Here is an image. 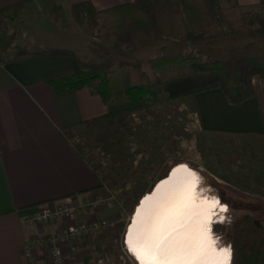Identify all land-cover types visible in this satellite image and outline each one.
<instances>
[{"label":"crops","instance_id":"0c3cea01","mask_svg":"<svg viewBox=\"0 0 264 264\" xmlns=\"http://www.w3.org/2000/svg\"><path fill=\"white\" fill-rule=\"evenodd\" d=\"M19 1L0 0V19L4 7ZM75 1L78 0H60L62 19L68 18L70 23L59 26V31L61 34L82 32L86 36V32L71 23L69 8ZM88 1L99 10L133 0ZM46 2L45 7L49 4L50 8H47L51 9V3ZM239 2L253 4L264 3V0ZM33 13L31 1L16 13L18 20L24 19L21 26L14 29V25H7L0 31V264H27L26 247L30 243L40 261L46 264L43 246L32 242L37 237L56 232L63 219L33 221L45 204L74 202L77 205L75 221L105 216L114 211L116 205L111 200L100 207V198H104L108 191L78 139L86 137L90 128L99 126L100 120L94 118L136 105L130 100L104 104L99 95L87 88L54 90L49 79L75 73L77 59L83 63L90 55L83 44L74 50L76 43L70 39L72 37L64 35L56 41L58 34L41 36V31L32 24L36 20ZM52 13L50 11L48 20L37 21L38 24L44 22V29L50 33L53 31L50 26L58 31L56 23H51ZM47 50L63 54L44 53ZM23 54L28 55L20 57ZM105 62L106 54L100 47V70ZM218 84V74L210 70L166 80L160 89L166 97L182 96L187 102L189 100L196 115L197 144L206 148L208 156L212 153V159L226 146L230 151L242 149L248 157H259L260 152H264L261 79L252 77L254 96L239 104L229 103ZM128 143L130 145L132 140ZM133 152L139 155L138 151ZM136 155L130 159L134 166L131 175L141 178L143 174L147 175L151 164H133V161L142 159ZM149 159L151 162L158 160L153 156ZM175 159L167 156L160 159L163 164L154 169L155 175L167 162ZM152 175L150 173L143 183L141 179L134 182L137 186L149 188ZM143 187L139 189L142 194L147 191ZM95 203H99L96 208Z\"/></svg>","mask_w":264,"mask_h":264},{"label":"trees","instance_id":"16d2710c","mask_svg":"<svg viewBox=\"0 0 264 264\" xmlns=\"http://www.w3.org/2000/svg\"><path fill=\"white\" fill-rule=\"evenodd\" d=\"M29 1L20 0L1 10L0 31ZM49 1L52 8L60 10V0ZM70 12L98 39L107 62L102 70L95 71L84 68L77 59L75 73L48 80L56 91L87 88L104 104L124 100L138 103L145 97L156 100L166 80L211 70L218 74V85L231 104L254 96V76L261 79L264 94V3L133 0L98 10L90 1L78 0L70 5ZM44 53L63 54L56 50ZM121 113H107L94 120H111ZM260 208L264 205L245 209ZM262 219L264 214L248 212L235 222L231 237L227 236L232 254L240 250L246 257L242 264L264 261H258L264 253ZM251 242L252 249L245 254V245Z\"/></svg>","mask_w":264,"mask_h":264},{"label":"rangeland","instance_id":"374dc122","mask_svg":"<svg viewBox=\"0 0 264 264\" xmlns=\"http://www.w3.org/2000/svg\"><path fill=\"white\" fill-rule=\"evenodd\" d=\"M31 1L35 13L33 15L36 16V20L32 23L28 18L30 21L28 24H35L37 30L41 31L39 32L41 36L58 34L56 41H60V38L64 35L67 38L72 37L70 39L76 43L74 50L79 49V46L82 47L83 44L88 50L90 58L87 59L88 61L81 62V65L87 69L100 71L99 41L93 33H90L76 22L70 12V8L71 23L88 35L84 36L82 32L79 34L63 32L61 34L59 26L62 27L70 23L68 18L66 20L62 19V8L60 7V10H55L51 6L52 10H48L50 5L47 4L45 7L46 0H30L29 2ZM48 2L50 3L49 0ZM50 11L54 15L53 17L51 16L53 18V21L51 20L52 25L56 23L55 26H58V31L50 26V29L53 30L52 33L44 29V26H46L42 25L45 24L44 22L38 24L42 19H49ZM16 16L18 15L16 14ZM16 16L10 24L14 25V29L24 23V19L22 21L18 20ZM54 17H57V19ZM66 40L68 41V39ZM93 41L94 43L92 44ZM135 106L139 107L136 108ZM127 109L132 110L125 112ZM119 111L123 113L113 117L111 120H100L98 127L95 128L94 126L93 129L90 128V131L86 132V137L78 139L79 143L82 142L81 145L84 151L86 148L88 160L101 175L108 191L104 198H100V207L106 202H110L109 200L116 207L108 215L95 216L89 219H106L109 225L101 227L94 234L81 236L72 243L69 242L62 245L66 264H137L126 251L122 237L128 217L138 197L142 194V190L139 189L143 186H137L134 181L141 179L143 183L144 179H148L149 174L152 173L153 175L150 177L151 180L149 182L152 184L165 169H168L175 162L187 163L196 171L201 183L200 193L205 192L208 195L218 196L220 201H223L227 205V211L224 212L223 216H220L221 223L214 226V233L219 237L218 241L220 244L230 245V239L227 236L231 237L234 224L241 216L252 211L264 214V208L245 209L247 206L256 207V205H264V152H260L259 157H248L242 149L230 151L226 146L219 150L218 154L214 155L215 159H212L213 154L210 153L211 156H208L205 151L206 148L197 144L198 127L194 107L189 100L187 102L182 96L166 97L161 92L156 100H153L151 97H145L141 102L136 103V105L123 108ZM98 134L100 135L99 141H97ZM116 138H120L121 140L116 141ZM114 140V144H111V141L113 142ZM130 140H132V143L129 145L128 142ZM133 150L138 151L139 155H136V153L132 154L134 153ZM133 155H136L137 158L142 156L141 161H133V164H140L141 166L145 162L148 165L151 164L150 170L146 171V176L143 174L141 178H136L131 175L134 166L130 159H132ZM145 155L147 157L144 161ZM150 156L157 157L158 160L153 159L151 162ZM166 156L176 159L167 162L160 170V173L155 175L154 169L159 168V164H163L160 159ZM248 174H251V177H248ZM146 188L148 191L147 186L143 187V189ZM246 190L250 192H244ZM106 197H110L111 199H106ZM53 204L74 207L71 218L60 217V219H63V224L57 228V231L62 230L70 222H81L73 220L77 211V205L74 202H57ZM53 204H45L43 207L52 206ZM98 204L95 203L93 205L94 208ZM42 220L46 219L35 218L33 221L40 222ZM261 221L264 223L263 219ZM49 234H55V232ZM43 236H40V238ZM40 245L45 250V262L48 264V246L44 243H40ZM252 246V242L245 245V254L250 253L249 251L252 249ZM230 248L232 250V246ZM245 259L246 257H244L243 253L238 250L237 252H233L231 264H242ZM259 260H264V253L258 256ZM261 264H264V261Z\"/></svg>","mask_w":264,"mask_h":264},{"label":"bare ground","instance_id":"6f19581e","mask_svg":"<svg viewBox=\"0 0 264 264\" xmlns=\"http://www.w3.org/2000/svg\"><path fill=\"white\" fill-rule=\"evenodd\" d=\"M200 190L196 171L178 162L137 200L123 236L137 264H231L230 246L214 233L227 205Z\"/></svg>","mask_w":264,"mask_h":264},{"label":"built area","instance_id":"2783aa9c","mask_svg":"<svg viewBox=\"0 0 264 264\" xmlns=\"http://www.w3.org/2000/svg\"><path fill=\"white\" fill-rule=\"evenodd\" d=\"M74 207L62 204H53L43 207L35 218H71ZM109 225L106 219H96L81 222H70L62 230L55 234L45 235L42 238L37 237L32 242L34 244L44 243L48 246V264H66L62 245L75 241L81 236H87L96 233L101 227ZM27 264H44L40 261L33 245L30 243L26 247Z\"/></svg>","mask_w":264,"mask_h":264},{"label":"water","instance_id":"95a60500","mask_svg":"<svg viewBox=\"0 0 264 264\" xmlns=\"http://www.w3.org/2000/svg\"><path fill=\"white\" fill-rule=\"evenodd\" d=\"M152 186H153V185H152ZM151 189H152V187H151L149 190H151ZM140 196H142V194H141ZM140 196L138 197V199H137V200H140V199H139V198H140ZM136 203H137V202H136ZM136 203H135V204H136ZM134 206H135V205H134ZM133 208H134V207H133ZM132 212H133V209H132L131 213H132ZM131 213H130V214H131ZM130 218H131V217L129 216V217H128V220H129ZM124 232H125V228H124V231H123V235H122V237L125 235V233H124Z\"/></svg>","mask_w":264,"mask_h":264},{"label":"snow or ice","instance_id":"6c2138e0","mask_svg":"<svg viewBox=\"0 0 264 264\" xmlns=\"http://www.w3.org/2000/svg\"><path fill=\"white\" fill-rule=\"evenodd\" d=\"M223 251H227V250L225 249V250H223ZM229 256H230V253H229Z\"/></svg>","mask_w":264,"mask_h":264},{"label":"clouds","instance_id":"9594fccd","mask_svg":"<svg viewBox=\"0 0 264 264\" xmlns=\"http://www.w3.org/2000/svg\"><path fill=\"white\" fill-rule=\"evenodd\" d=\"M217 239H218V237H217ZM230 246V245H229Z\"/></svg>","mask_w":264,"mask_h":264}]
</instances>
